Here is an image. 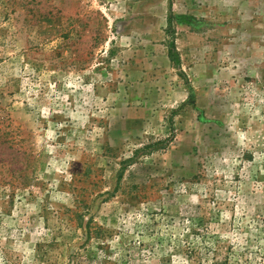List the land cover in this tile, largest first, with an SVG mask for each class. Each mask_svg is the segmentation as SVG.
Listing matches in <instances>:
<instances>
[{
  "label": "rangeland",
  "instance_id": "obj_1",
  "mask_svg": "<svg viewBox=\"0 0 264 264\" xmlns=\"http://www.w3.org/2000/svg\"><path fill=\"white\" fill-rule=\"evenodd\" d=\"M0 264H264V0H0Z\"/></svg>",
  "mask_w": 264,
  "mask_h": 264
}]
</instances>
